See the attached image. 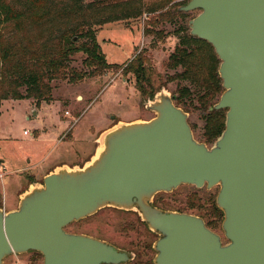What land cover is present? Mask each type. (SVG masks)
<instances>
[{
	"label": "water",
	"instance_id": "water-1",
	"mask_svg": "<svg viewBox=\"0 0 264 264\" xmlns=\"http://www.w3.org/2000/svg\"><path fill=\"white\" fill-rule=\"evenodd\" d=\"M178 10H199L189 33L219 60L222 91L211 108L225 109L220 135L198 140L162 86L144 103L152 117L116 120L83 163L54 166L15 208L0 205V264L30 251L38 264L125 262L105 240L65 229L105 207L136 211L158 235L155 264H264V0H188ZM180 185L218 187L223 238L199 215L152 204Z\"/></svg>",
	"mask_w": 264,
	"mask_h": 264
},
{
	"label": "rangeland",
	"instance_id": "rangeland-1",
	"mask_svg": "<svg viewBox=\"0 0 264 264\" xmlns=\"http://www.w3.org/2000/svg\"><path fill=\"white\" fill-rule=\"evenodd\" d=\"M141 1L149 8L142 16L105 23L96 28L97 42L106 60L109 63H128L140 53L146 80L143 83L148 93L164 86L171 94L175 93L177 85L187 86L191 89V99L194 101L196 94L198 95L194 84L170 80L181 69L166 67V58L177 42L173 32L198 11L187 12L188 16L180 20L175 17L176 7L179 6L177 3L182 5L188 0ZM83 57L81 53L74 55L70 64L81 68ZM130 70L123 73L109 69L103 75L87 77L75 84L53 81L51 100L40 101L37 105L33 99L1 101L0 158L4 156L7 159L0 177V200L7 198L8 201H13L25 176L35 174L40 169L39 166H26H32L38 161L46 163L54 158L91 152L94 146L90 144L92 147L89 149L86 142L91 133L100 132L116 120L152 117L154 114L144 106L149 94L147 91L145 94L140 93L132 68ZM187 108L194 136L205 141L203 126L206 111L199 107ZM56 119H61L64 123L55 127L58 125ZM44 127H47V131H43ZM57 129L61 130L60 135ZM38 180L41 181V178ZM217 190L218 187L207 190L204 186L196 188L180 185L170 193L157 194L155 204L162 208L200 215L212 230L221 234L222 213L215 206ZM121 216L118 210L104 208L91 217L71 224L67 230L83 231L111 239L112 232L120 231L119 223L125 219ZM114 238L121 239V242L124 239L121 235ZM41 260L40 255L30 251L23 255H10L4 259V264H14L16 261L21 264H38Z\"/></svg>",
	"mask_w": 264,
	"mask_h": 264
},
{
	"label": "trees",
	"instance_id": "trees-1",
	"mask_svg": "<svg viewBox=\"0 0 264 264\" xmlns=\"http://www.w3.org/2000/svg\"><path fill=\"white\" fill-rule=\"evenodd\" d=\"M145 10L149 8L141 0H0V104L6 99H33L37 105L51 100L53 81L75 84L109 69L125 73L132 68L137 89L148 93L142 55L128 63H109L96 38L97 27L138 18ZM175 15L183 20L188 13ZM177 32L181 35L166 66L181 70L170 80L194 84L198 95L193 101L191 89L177 85L175 103L186 111L187 106L206 111L203 137L212 143L225 120V109L211 108L222 91L219 60L209 43L188 34L185 23ZM79 53L84 56L81 68L70 64ZM155 92L149 91L148 97Z\"/></svg>",
	"mask_w": 264,
	"mask_h": 264
},
{
	"label": "flooded vegetation",
	"instance_id": "flooded-vegetation-1",
	"mask_svg": "<svg viewBox=\"0 0 264 264\" xmlns=\"http://www.w3.org/2000/svg\"><path fill=\"white\" fill-rule=\"evenodd\" d=\"M187 2L188 1H185L184 4H186ZM184 4H182V5H184ZM182 5L179 4V6L176 7V11L177 12L178 11L179 12H183V11L178 10V8L180 6H182ZM196 11L199 12V10H196ZM185 13H187V12H185ZM175 17L178 18L176 15H175ZM178 19H180V18H178ZM190 19H188L187 23H185V25L188 28V34L189 35H190V33H189L188 21ZM168 21H171V20H168ZM177 35H181L180 32H177V31L173 32V36H175L177 38ZM190 36H192V35H190ZM192 37H195V36H192ZM195 38H197V37H195ZM177 42H178V38H177ZM175 46H176V44L173 46V49L167 55L166 63H167V60H168V56L170 55V53L173 52ZM177 68L181 69L180 66L176 67L175 69H177ZM170 69H174V68H170ZM171 96H172L173 101L175 103L176 89H175V93H171ZM151 97H148V98H151ZM178 106H180V105H178ZM180 107H182V106H180ZM191 186H193V185H191ZM160 193H164V192H160ZM160 193H157V194H160ZM156 195L153 198L152 204L157 206V207H159L158 205L155 204ZM105 208H110L111 209V207H105ZM160 208H162V207H160ZM102 209H104V208H102ZM112 209H114L115 211L118 210L119 213H121V215H122L121 217H124L125 219L121 223H119V230L120 231L119 232H116V231L112 232L111 239H106V238L100 237L98 235H92V234H89V233H86V232H83V231H78V230L70 231V230H67V227L70 226L71 224L80 222V221H82V220H84V219H86L88 217H86L84 219H81V220H78V221H73V222L69 223L65 227V229H66V231L71 232V233H85V234L94 236L96 238L105 240L106 242H108L111 245H113L118 251L126 253V255L128 257L127 260H125V262H121L119 264H155L153 259H154V256L156 254V251L153 248V244H154L155 240L158 238V235L148 228L147 224L141 220V218L139 217V215H138V213L136 211L119 210V209H115V208H112ZM162 209H167V208H162ZM168 210H175V209H168ZM176 211H180V210H176ZM180 212H184V211H180ZM185 213H188V212H185ZM95 214H93V215H95ZM190 214H192V213H190ZM93 215H91V216H93ZM91 216H89V217H91ZM222 217H223V215H222ZM205 224H206L207 227H209L206 221H205ZM218 234H220V233H218ZM116 235H121L124 238V239H122L123 242L120 241L121 239H115L114 236H116ZM220 235L222 236V231H221ZM222 238H223V236H222ZM222 240H223V242H225L224 239H222Z\"/></svg>",
	"mask_w": 264,
	"mask_h": 264
},
{
	"label": "crops",
	"instance_id": "crops-1",
	"mask_svg": "<svg viewBox=\"0 0 264 264\" xmlns=\"http://www.w3.org/2000/svg\"><path fill=\"white\" fill-rule=\"evenodd\" d=\"M36 115L38 114V109H36ZM56 122L58 123V125L55 127H60L62 125V122L64 123L63 120L61 119H56ZM47 127H44L43 131H47L46 130ZM59 131V129H57V132ZM61 131V130H60ZM59 131V135L62 133H60ZM25 133V131H24ZM99 132H93L90 135H88V137L86 138V142L89 145V149H91L92 146L95 147V139L97 137ZM70 135V133H69ZM71 137V135H70ZM92 144V146L90 145ZM94 147L92 148V151L89 152L87 151L86 153H83V155H71V156H67V157H62V158H54L51 160H48L46 163H42L41 162H37L34 163L32 166H26V167H33V166H39L40 169L36 171V173H31L25 176V181L22 182L21 186L18 188V190H16V195L14 197L13 201H8L7 198H5L4 200H0V204L3 207L4 210H10L16 207L17 202H18V195L27 187V185L31 182V181H40L38 179H42L43 175L45 173H47L50 169H52L54 166L61 164V163H66L69 165H73V164H78V163H82L83 161H85L93 152ZM48 155V154H46ZM2 158H0V161L3 163L4 167H5V158L4 156H1Z\"/></svg>",
	"mask_w": 264,
	"mask_h": 264
},
{
	"label": "built area",
	"instance_id": "built-area-1",
	"mask_svg": "<svg viewBox=\"0 0 264 264\" xmlns=\"http://www.w3.org/2000/svg\"><path fill=\"white\" fill-rule=\"evenodd\" d=\"M4 168L5 167H4L3 163L0 161V177L3 175V169ZM14 264H21V263H18V261H16Z\"/></svg>",
	"mask_w": 264,
	"mask_h": 264
}]
</instances>
